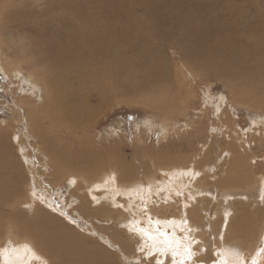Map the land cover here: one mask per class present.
<instances>
[{
    "label": "rangeland",
    "instance_id": "374dc122",
    "mask_svg": "<svg viewBox=\"0 0 264 264\" xmlns=\"http://www.w3.org/2000/svg\"><path fill=\"white\" fill-rule=\"evenodd\" d=\"M14 1H16V5L21 0ZM24 1L30 2L31 0ZM180 1L185 2V0ZM189 3L194 4L193 9L198 11L200 15H208V18L204 20L205 24H210L212 19L217 17L222 21L231 19L237 25L238 32L247 31L252 39H257L258 35L264 46V0H194L189 1ZM160 4L155 3L154 9L156 10ZM4 6L6 7V3H4ZM24 7L26 8V6ZM42 7L44 5L39 8ZM35 10L31 8L28 11L35 14ZM23 11L17 10L19 16L23 15ZM13 14L17 16L16 12H13ZM134 14L147 23H155L153 15L147 17L139 10L134 11ZM2 15L3 13L0 14V139L2 138L0 144L2 143L9 155L8 157L11 155L8 167L14 174V178H17L16 181L18 180V185L15 188L19 195L15 196V199L20 198V202H22L26 192L31 188L35 189V194H37H34V197H45L42 200L45 201L44 205L42 203L40 206L43 208L41 211L46 212L48 216V219H43L40 224L48 226L51 230L59 231L56 235L57 245L51 246L49 253L45 254L49 264H179V261H177L180 258L179 256L173 258L171 252L162 255L159 251L152 250V244L146 241L151 239L146 228L149 226L155 233L156 229L162 231L163 226H167V222L173 221L175 223L172 225H176L179 230L178 224L181 223L179 220L189 218L188 212H190V217L199 228L197 227V232L193 233L194 239L191 237L194 240L192 250L195 255L191 260L186 259L184 264H213L219 258L220 251L218 249L222 248L220 250H223L224 247L226 251V248L230 245L231 248L238 247V245L241 247V250L238 248L236 250L228 249L233 255L231 256L228 253L232 264H238L241 255L244 254L243 250L247 249L249 252L255 249L254 251L259 253L256 264H264V251H260L264 249V199H262L264 197V106L258 107V105L253 104L257 96L264 95V60L262 63L259 62V59L251 60L252 65L255 64L260 68L258 74L253 76L255 85L249 87L248 90L251 91V94L247 98L237 99L232 95L233 83L229 79L214 75H202L199 72L196 74L190 70L192 67L183 61L186 54L192 58L196 34L203 36L205 28L200 25L202 28L200 30L199 23H193L196 28L185 24L184 27L178 26L175 29L176 27L170 24L169 32L166 35H169L172 40L173 43L171 44L179 45L182 51L174 46L163 50L160 46V51L156 52L157 55L164 57L162 58L164 62H159L166 65L170 79H172L167 95L174 97L176 100L175 109H172L169 115L173 124V127L169 130L170 132L165 131L166 128L164 129L161 126L165 115L153 111V109L142 107L136 102L131 103L114 98L115 100L104 105H108L106 107L101 106L99 103L94 104L95 108L101 107L95 118L83 125L80 131L73 133L76 134L75 136H68L65 130H63V133L54 130L53 124L47 120L44 124H41L43 120L42 106L47 102L45 89L42 85L34 83L31 78L28 79V68L23 65L22 55L17 46H11L12 49L7 53V57L3 56V49L6 51L10 49V40L18 42V39L24 38L25 35L17 33L8 16H6L4 22ZM68 17L71 19L72 16L69 15ZM32 19L27 20L24 23L25 26L27 24L33 25L34 21ZM2 24H5L6 32L3 30ZM39 28L35 29L38 30L35 31L38 32L37 35L45 32L44 29ZM229 36L230 32L227 31L221 37L217 34L215 37L221 40ZM200 38L202 39V37ZM7 60L11 66L15 67L14 69H18L20 76L19 74L16 76L11 75L5 71V68L8 67ZM195 67L197 68L198 65ZM33 74L36 80L41 83L37 72ZM251 80H247L245 83H250ZM245 83L243 88H246ZM29 92L34 95V98ZM223 97L225 98L224 103L218 106V102H221ZM251 99H254V101ZM179 102L184 103L183 107L179 108ZM216 106H218V111ZM38 107L41 108L37 109ZM220 110L225 111L224 116L220 113ZM38 114L39 116H37ZM144 121L146 124L148 123V128L151 127L150 131L145 129ZM152 123L154 124L152 125ZM184 124L191 127H188V130L182 129L185 126ZM255 124L260 125L254 127ZM239 132L240 134H238ZM162 133H164L163 136ZM192 155H195V158H192ZM61 156L63 158L68 156L72 159L70 161L69 158H66L67 165L76 161V159L81 160L82 157L85 160L92 161L91 163H103L101 172H104L105 178L101 180L102 184L99 181V189L94 193L93 200H90L95 205L89 203L90 211L94 209L90 212V215H88L89 210L85 213L84 209L88 208L84 207V202L81 206L82 202L80 201V193H82L80 189L85 186V183H74L69 173L58 175L60 173L55 171L57 163L54 165L52 162L57 160L62 164L63 161L60 159L63 158ZM234 156L239 160L236 161L237 163H230V159ZM171 157H174L173 161L175 162L189 160L184 164H187V166L189 163L195 164L200 159L206 163H201L202 169L205 168V174L202 175L203 180L202 177L199 179V181H202L199 182L201 186L199 193L190 188L193 187L194 182L188 175L186 178H183L184 176L180 177L178 184L173 187L175 191L168 187L170 181L165 179L166 176L164 177L159 170L162 166V168H165L164 166L168 167L167 163L171 161ZM208 159H210L209 162ZM156 162L160 165H156ZM147 163H150L149 166ZM120 164L122 166L124 164L127 170L130 168L128 171L130 173L126 174L127 178L130 174L135 178L129 183L133 184L124 186L125 190L123 191L117 188L118 185H114L115 177H117L116 170ZM208 166L211 167L210 170ZM212 167L216 171L212 170ZM68 168L72 169L69 165ZM236 168L238 170H235ZM63 169L66 170V167H63ZM42 171L46 172L47 179L43 177ZM111 171L114 173L109 175ZM227 173H230V175ZM102 175L98 177V180ZM60 176L63 178L61 179ZM153 176L154 182L150 181ZM161 178H163V182ZM109 181L111 182L109 183ZM243 181L245 182L243 183ZM71 186L74 190H70L73 189ZM176 187L181 189L178 190ZM163 189L170 190L167 192ZM45 190L50 192L47 191L49 195H46ZM39 195L41 196L39 197ZM34 208L37 209L33 206H30V208L18 205L16 208L15 206L16 214L20 211L19 215H16V221L19 222L20 215H24L28 220L37 219L42 212L38 215ZM105 211L112 213V216H100L98 213ZM6 213H10V211ZM112 217H114V222H112ZM140 220H143V222ZM177 229L174 227L172 230L177 231ZM5 231L6 229H3L1 234ZM178 234L182 235V232L179 230ZM219 235H221V239ZM3 236L0 235V238H3ZM222 239L223 241H221ZM250 248L252 250H249ZM224 250L222 252L226 254ZM232 251L237 254H233ZM100 256H102L103 262L99 260Z\"/></svg>",
    "mask_w": 264,
    "mask_h": 264
},
{
    "label": "bare ground",
    "instance_id": "6f19581e",
    "mask_svg": "<svg viewBox=\"0 0 264 264\" xmlns=\"http://www.w3.org/2000/svg\"><path fill=\"white\" fill-rule=\"evenodd\" d=\"M189 1H194V0H185V2H181L180 0H31L30 2L21 0L16 5H15L16 1L14 0H5V1L0 0V14L3 13L2 15L3 21L5 22V18L6 16H8L10 23L14 25L17 33L25 35L24 38L18 39V42L16 40H10V43H9L10 49H8L7 51L3 49L2 54L4 57H7V53H9L12 49L11 46H15V45L17 46L18 50L23 56V57L21 56L22 63L23 65H26L28 68L27 69V72L29 75L28 79L31 78L34 83H38L42 85V87H44L45 89L44 92H45V97H46L47 102H45L44 105L42 106L41 112L43 113V120L41 124H44L45 120H47L49 123L53 124L55 128L54 130H57L59 133H63V130H65V132L67 131L66 135L75 136L76 134H73V133H77L78 131L81 130V127L83 125L91 122L95 118L96 113L101 109L100 106L95 108L94 104L99 103L101 106H104L106 103H109L110 101H113L115 99H123V101L126 100L131 103L136 102L140 104L142 107L148 108L150 110L153 109V111L155 110L165 115L164 122L162 125L161 124L160 125L164 129L166 128L165 131H169L170 128L173 127L172 126L173 124L171 123L172 119L170 118L169 115H170V112H172V109H175L174 106H176L175 105L176 100L174 97H169L167 95L168 93L167 91H169V86H170V82L172 79H170V76L166 69V65H164V63L161 64V62H164L162 60V58L164 57L157 55L156 52L160 51V46L163 50L167 49L170 46H174L180 51H182V48L179 45H174V44L172 45L171 43L173 42L170 39L169 35L168 36L166 35L169 32L170 24L175 26L176 27L175 29H177L178 26L184 27L185 24L192 25V27H195L193 23H196V24L199 23L200 28L201 26L205 28L203 32V36L202 35L199 36L198 33L196 34V41L194 42L195 43L194 54L192 55V58H190L186 54V56L183 57V61H185V64H187L188 66L192 67L190 70H192L196 74L199 72L202 75H214L217 77H224V78L229 79L230 82L233 83L232 95L237 99H241L244 97L247 98L249 94H251V91L248 90L249 87L250 86L252 87L255 85V83H253L254 81L253 76L254 74L255 75L258 74V71H260V68L257 67L255 64L252 65L251 60L259 59L260 60L259 62L261 63L264 60L263 41H261V38L258 37V35H257V39H252L250 37V34H248L247 31L238 32L237 25L234 24L233 20L231 19L222 21L220 20L219 17H217V18H213L210 24H205L204 20L208 18L207 17L208 15H204V14L200 15L198 11H195L193 9L194 4L189 3ZM4 3H6V7L4 6ZM155 3H161L157 7L156 10L154 9ZM42 5H44V7L39 8ZM24 6H26V8ZM31 8H34V10L36 9L35 14L34 12L32 14L31 12L28 11ZM17 10H24L23 15L19 16V13L17 12ZM136 10L142 11L143 14L147 17L149 16L152 17L153 15V18H155V23H150V22L147 23L144 19H140L139 17H137L134 14V11ZM13 12H16L17 16L14 15ZM69 15L72 16L71 19H69L68 17ZM30 18H33L32 19L34 21L33 25L27 24L25 26L24 23H26V21L29 20ZM2 25H3V30H5V24H2ZM37 25L38 27L36 28ZM38 28L44 29L45 32H42V33L39 32L40 34L37 35L38 32H35V31H38V30H35V29H38ZM200 30H202V28ZM227 31L230 32V36L228 38H224L221 40L216 39L215 37L216 34L219 37H221L222 35L227 33ZM36 35H37V38H36ZM200 37H202V39ZM192 42H193V37H192ZM14 62H19V61H14ZM197 65L198 67L196 68L195 66ZM14 68L15 67L11 66L10 63L8 62V67L5 68V71L9 72L11 75L16 76L19 73H18V69H14ZM23 69H26V68H23ZM34 72H37V74L39 75L41 83H39L36 80L33 74ZM247 80H251V82L245 83V81ZM244 83L246 84V88H243ZM20 91L22 92V90ZM29 94L31 93L29 92ZM31 95L34 98V95L33 94ZM251 100L254 101V99H251ZM30 101H33V100H30ZM223 101H225L224 97L221 99V102H218L219 103L218 106L223 104L224 103ZM254 102L255 103L253 104L258 105V107L264 106V95L257 96ZM178 104L177 105L180 108V107H183L184 103L179 102ZM218 106H216V109L218 108ZM40 108L41 107H38L37 109H40ZM176 108L178 109V107ZM224 112L225 111L223 112L221 111L220 113H222V115L224 116L223 114ZM39 114L37 116H39ZM152 120H155V119H152ZM144 123L145 121L143 122V124ZM153 124L154 123H152V125ZM259 125L260 124H255L254 127L259 126ZM147 126H148V123L147 124L145 123V126H144L145 129L147 131H150L151 127L148 128L149 126L148 127ZM188 127H191V126L185 125L182 127V129L185 128V130L186 129L188 130ZM230 131H233V130H230ZM230 134L232 133L230 132ZM238 134H240V132ZM163 135L164 133H162V136ZM205 148L207 147L205 146ZM234 148H235V145H234ZM8 156L9 155L7 154L6 150L4 149L1 143L0 144V235L1 236L4 235V236L3 238L2 237L0 238V248L5 247L9 242H11L12 245H25L26 244L30 246L32 252L34 253V255L30 257V264H49V261H47L45 254L49 253L51 246L57 245L56 235L59 231L51 230L48 226L46 227L40 224L43 221V219L47 220L48 216L46 215V212L41 211V209L43 208H41L40 206L42 203L44 205L45 201H42V200L45 197L44 196H42L41 198H37L38 196L34 197L35 189L33 190V188H31L30 190H28L22 202H20V198L15 199V196L19 195L18 191H16V188H15L18 185V180L16 181L17 178L16 179L14 178V174L12 173V171H10L11 169L9 170L8 164L10 162L11 155L10 157ZM235 156L230 159V163H233L239 160L235 158ZM61 158L63 157L61 156ZM66 158H69V157L66 156L63 159H60L61 161H63L62 164L57 160H54L52 162L54 165L57 163L55 167V171L60 173L58 175H61V174L67 175L69 173L72 176L74 183H79V182H82L81 184L85 183V186L80 189L82 191V193H80L81 194L80 201L82 202L81 206L85 205L84 207L88 208V209L83 208L85 213L88 212L87 210H89L88 215H90V212L94 210L92 207L93 210L90 211V207H89V203H91L90 200H93L92 198H94V195H95L94 193L97 192V189H99L98 188L99 187L98 185L100 183L99 181L105 178L104 176L105 174H103L104 172L103 171L101 172L103 163L102 162L91 163L92 161L90 162L88 160L83 159L82 157L81 160L76 159V161L74 162H70V163L68 162L69 163L68 165L72 167V169H70L68 168V165L66 164ZM192 158H195V155H192ZM69 159L70 161L72 160L71 158ZM173 159L174 157H171L170 159L171 161H168L167 163L168 167L164 166L165 168H162L163 167L162 166L160 168L161 170H159L161 171L160 173H162L164 177L166 176L165 179L170 181V183L168 182L169 183L168 187L172 188L171 189L172 191H175L173 190V187H175V184H178L179 180L181 179L180 177L184 176L183 178H186L188 175L191 177V180H193L194 182V183L192 182L193 187H190V188L195 190V192L199 193V190H201V186L199 182H202V181H199V179L202 177V175L205 174L204 172L205 168L202 169L201 163H205V162L200 159L199 161L197 160L195 164L189 163V165L187 166V164L186 165L184 164L187 163L189 160H184L183 162H177V161L175 162L173 161ZM209 160L210 159H208V162ZM172 161L175 163L173 164ZM190 162H193V161H190ZM156 165H160V164L157 163ZM63 167H66V170L68 172L65 169H63ZM154 167L156 166L154 165ZM129 169L127 170V167H124V164L123 166L122 164H120L118 165V169L116 170L117 177H115L114 185L116 186L118 185L117 188L120 189L121 191L125 190L124 186L133 184V183L131 184L129 183L132 182L133 179H135L134 177H132L131 174L129 178H127L126 174L130 173L128 172ZM158 169H159V166H158ZM42 170L44 169L42 168ZM212 170H215V168L212 167ZM235 170H238V169L236 168ZM113 173L114 172L111 171L109 175ZM227 174L230 175V173H227ZM45 175H46V172L44 171L43 177L47 179ZM100 175H102V177L100 178V180H98V177H100ZM153 178L154 176L150 178V181L154 182ZM161 179L163 182V178ZM167 180L165 181V183L167 182ZM202 180H203V177H202ZM55 181L56 180L54 179V182ZM50 182L52 181L50 180ZM110 182L111 181H109V183ZM225 182L226 180L224 181V183ZM244 182L245 181H243V183ZM102 183L103 182L101 181V184ZM263 184H264V180H263ZM185 188L187 189V187ZM241 188L243 187L241 186ZM70 190H74V188ZM169 190L170 189H168V191ZM42 191L44 190L42 189ZM47 191H46V195L49 192ZM186 192H189V191H186ZM222 193H223V189H222ZM40 196L41 195H39V197ZM77 198L79 199V197ZM17 205L25 206L26 208L28 207L30 208V206L36 207L37 208L36 210L34 208L36 213L39 215L42 212V214L37 219H30V220L26 219L24 215L22 216L20 215L19 217H21V219L18 218L19 219V222H18L16 221L17 219L16 215H19L20 211L18 214H16L15 206L17 208ZM91 205L93 204L91 203ZM6 208L10 210H7ZM8 211H10V213H6ZM98 213L100 214V216L101 215L109 216V217L112 216V213H107L106 211L98 212ZM188 213H189V218L187 217L186 220L185 219L179 220L181 223L178 224V228L182 232V235L178 234L179 230L177 229L176 225H172L175 222L171 221V222L166 223L167 224L166 227L163 226L162 231L160 229H158L157 231L156 229L155 233H153V230H151L149 226L147 228L145 227L146 230L148 229L147 233L151 238L150 240L147 239L146 241H149V243L153 245L154 244L153 238L157 236L160 237V234L164 233L168 237H172L174 235L180 241L181 245L182 243H185L186 241H192L194 243V240H192L191 237L194 239L193 233L197 232L198 226L196 225L195 222H193V219L190 217L191 216L190 212ZM148 216L150 217V215ZM192 217L194 218V216ZM112 218H113L112 222H114V217ZM140 221L143 222V220H140ZM150 222L154 223V221H150ZM174 227L177 229V231L172 230ZM3 229L4 230L6 229V231L3 234H1ZM220 233L222 232L220 231ZM221 235H219V237ZM160 238L162 239L163 237H160ZM151 240L153 241V243ZM221 241H223V239ZM193 243L191 244V248L193 246ZM156 247L158 248L159 245H157ZM228 247L226 248V251L224 250V247H223V250L226 252V254L222 252L223 250H220L222 248L218 249L220 251L218 255L219 258L213 264H220L221 260H226L227 264H232V261H230V257H228L231 255L228 249L236 250V248L240 249L241 247L239 245L238 247L235 246V248L234 247L231 248V245ZM251 248L249 250H252ZM180 250H183V248L181 247ZM254 250H252L251 252H249L248 249L245 251L243 250L244 254L241 255L242 257H240L238 264H252L253 260L256 261L258 258L257 255H259V253H256ZM233 251H232L233 254H237ZM238 253L240 254V251ZM101 257L102 256L99 257V260L103 262ZM177 261H180V258ZM94 262L96 263V261ZM97 262H98V259H97Z\"/></svg>",
    "mask_w": 264,
    "mask_h": 264
},
{
    "label": "snow or ice",
    "instance_id": "6c2138e0",
    "mask_svg": "<svg viewBox=\"0 0 264 264\" xmlns=\"http://www.w3.org/2000/svg\"><path fill=\"white\" fill-rule=\"evenodd\" d=\"M264 199V197H262ZM160 237H163L162 239ZM160 237H154V244L152 250L159 251L162 255L171 252L173 258L180 257L179 264H184V261L191 260L195 253L192 251V241H186L181 245L180 241L173 235L168 237L166 234L161 233ZM160 245L159 248L156 246ZM183 251H180V248ZM260 251H264L261 249ZM34 255L30 246L28 245H12L9 242L5 247L0 248V264H30V257ZM220 264H227L226 260H221ZM252 264H256L253 260Z\"/></svg>",
    "mask_w": 264,
    "mask_h": 264
}]
</instances>
